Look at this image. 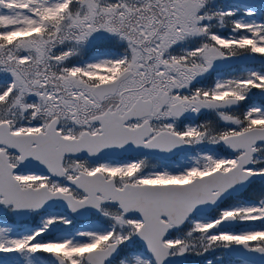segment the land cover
I'll list each match as a JSON object with an SVG mask.
<instances>
[{"label":"snow or ice","instance_id":"6c2138e0","mask_svg":"<svg viewBox=\"0 0 264 264\" xmlns=\"http://www.w3.org/2000/svg\"><path fill=\"white\" fill-rule=\"evenodd\" d=\"M0 264H264V0H0Z\"/></svg>","mask_w":264,"mask_h":264}]
</instances>
